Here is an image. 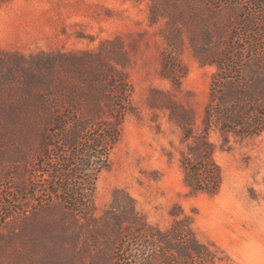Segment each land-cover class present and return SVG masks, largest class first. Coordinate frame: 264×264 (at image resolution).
Returning <instances> with one entry per match:
<instances>
[{"label": "rangeland", "instance_id": "rangeland-1", "mask_svg": "<svg viewBox=\"0 0 264 264\" xmlns=\"http://www.w3.org/2000/svg\"><path fill=\"white\" fill-rule=\"evenodd\" d=\"M153 6L166 16L156 24H151ZM185 6L186 20L180 21ZM228 19L232 24L225 31ZM169 29H178L183 38L178 57L188 73L179 88L162 74ZM234 31L262 35L264 0H0L5 63L0 61V264H114L128 226H117L116 202L129 205L131 199L141 219L162 231L175 219H186L190 234L207 248L193 259L186 256V264H264V133L231 137L222 148V137L212 132L223 183L217 194L196 193L185 185L181 165L188 144L163 107L176 104L201 124L217 67L200 63L189 36H204L213 56ZM92 59L98 68L114 67L115 78L124 79L130 92L120 141L97 179L96 221L86 226L59 207L51 210L42 194L45 177L38 162L45 123L18 124L13 118L35 116L15 103L24 87L20 68L46 83L49 62L57 64L58 80H67L66 69L75 66L67 81L82 92L91 79L93 64L87 62ZM14 63L20 68L10 66ZM10 69L13 76L6 81ZM166 262L185 264L164 257L157 264Z\"/></svg>", "mask_w": 264, "mask_h": 264}, {"label": "trees", "instance_id": "trees-1", "mask_svg": "<svg viewBox=\"0 0 264 264\" xmlns=\"http://www.w3.org/2000/svg\"><path fill=\"white\" fill-rule=\"evenodd\" d=\"M184 8L178 15L180 21L186 20V6ZM151 10V24H156L159 17H166L155 6ZM172 23L177 27L176 18H172ZM231 24L228 19L225 31ZM245 36L235 31L229 33L226 40L220 41L222 50H213V56L208 54L204 36H189L200 63L217 67L201 124H197L192 112L171 102L163 105L170 111L169 120L181 128L183 140L188 144L181 165L185 185L196 193L217 194L223 183L222 169L214 158L218 144L212 140V132L222 137V148L231 143V137L245 139L264 133V32L253 38ZM165 37L170 50L164 56L162 74L179 88L188 73L178 57L183 38L178 29H169ZM87 63L93 64V71L82 92H77V87L67 81L71 78L70 69L75 66L66 69L67 80H58L59 68L55 62H49L46 66L51 76L45 83L38 76L26 73L17 63L10 65L19 67L23 73L24 87L18 88L20 96L15 103L35 114L31 119L22 118L13 111L12 115L16 116L13 121L45 123L47 128L38 162L39 172L45 177L42 194L53 204L51 210L59 207L77 224L85 220L86 226L96 221L97 179L109 168V154L120 141V125L130 92L124 79L120 82L115 78L114 67L98 68L93 59ZM12 76L10 69L4 79L10 81ZM104 80H108V84L103 83ZM107 115L112 118L104 120ZM116 205L120 210L117 226L123 223L128 226L116 246L114 264H157L160 257L165 261L182 260L186 264V256L193 259L207 249L190 234L186 219H175L170 229L162 231L141 219L134 200L131 199L129 205L119 202Z\"/></svg>", "mask_w": 264, "mask_h": 264}]
</instances>
